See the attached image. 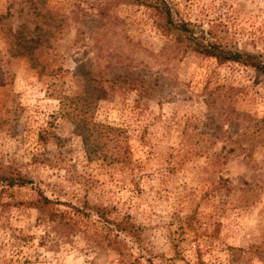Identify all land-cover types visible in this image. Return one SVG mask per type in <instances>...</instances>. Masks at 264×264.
Masks as SVG:
<instances>
[{"label":"rangeland","instance_id":"obj_1","mask_svg":"<svg viewBox=\"0 0 264 264\" xmlns=\"http://www.w3.org/2000/svg\"><path fill=\"white\" fill-rule=\"evenodd\" d=\"M168 1L174 18L264 65V0ZM43 8L65 16L61 31L35 32L26 15ZM6 14L0 175L31 183L0 185V264H264V142L240 147L245 122L222 115L229 106L264 118L263 73L183 51L154 29L148 10L119 0H0ZM103 18L110 23L99 28ZM10 38L39 43L15 57ZM79 72L146 82L140 94L104 84L89 113L120 131L118 145L90 138L88 159L82 138L91 133L75 127L69 107L60 112L56 97L82 109ZM38 192L83 215L48 207L70 224L52 231L26 204Z\"/></svg>","mask_w":264,"mask_h":264},{"label":"trees","instance_id":"obj_2","mask_svg":"<svg viewBox=\"0 0 264 264\" xmlns=\"http://www.w3.org/2000/svg\"><path fill=\"white\" fill-rule=\"evenodd\" d=\"M119 1L122 3H127L131 6L143 7L148 10L154 29L157 30L162 36L171 37L175 45L180 47L183 51H189L204 58L213 59L217 64H239L245 67L252 68L257 72H261L264 74V65L261 64L260 61H257V57L253 54L227 48L217 41H210L205 37L208 32H204L202 29H199V26L195 25V23H192L188 20L184 21L179 18H174L173 15L175 14V10H173L172 4L168 0ZM99 11L100 8L98 12H96V16H98V14L102 16V11H100V13ZM7 16L8 14L0 16V18H5ZM26 17L28 21H31V23H35L34 30L37 33H42L44 30L49 34L53 30L61 31V29L65 25V16L57 14L56 12L45 8L36 12H32L30 15H26ZM93 22H96V20H94ZM109 23L110 22L108 21V19L103 18L98 22L99 28L105 27ZM20 41V43L22 44L16 45L14 44V38H10L9 48L13 53L12 56L18 57L23 56L27 53L28 55H30L29 53H31V50L34 49L28 46L30 41L35 43L34 47H36V45L39 43V40L32 41V39L23 40L22 38H20ZM121 56L119 54L118 57ZM79 67H81L82 69L84 68L83 65H79ZM79 77L83 81L84 91L87 93L86 98H81V101L83 102V104L81 105L82 109L75 110L73 107H70V103H72L73 100L71 98H68L67 96H64L63 94H57L56 97L60 112L64 114L66 108L69 107L71 111L70 113L76 119L75 121L77 124L75 125V127L81 130H85L86 132L89 131L91 133L88 134L86 138H82L85 154L87 155L86 159H88V157H92V153L96 151L95 149L93 150L92 148H89V145H87L88 143L90 144V138H93V142L104 141L106 144L113 143L114 147H117L118 145V141H116V138L119 136L120 131L116 128H111L109 126H104L93 122L90 116L91 114L89 113L91 104L94 103L95 100H97L96 98L100 96L104 84L110 83V81H112L113 83H122L125 84L128 89L140 94V91L144 89V85L146 82L139 78H133L129 74L115 76L111 80H105L101 75L88 72H84V74L82 75V72H79ZM223 88V86H219L215 89H217L216 91H218L219 89ZM222 115L225 121L236 119V121L245 122L243 128L246 131L240 134L241 139H239V142H237L240 147L241 144H244V146L247 147L249 151L253 145L259 142H264V118L254 119L248 114L241 112L239 113L232 110L229 106H226L225 109H222ZM223 134H225V132H223ZM126 152L127 149L125 151L124 148L122 157L117 156V154L111 152L109 154L110 161H121ZM30 183L31 181L24 179L19 175H0V185L5 186L6 188L23 187ZM26 204L31 208L37 210L39 214L43 215L47 220L46 223H48L49 228L52 231L56 232H60L61 229L65 228L69 229L70 224L69 221H65L64 215L66 214V212L62 211L60 213H57L56 211L50 210V208L48 207L54 205H62L65 207H70L71 211L75 215H83L82 209H79L73 205L50 200L40 192L36 194L34 200ZM4 206H6V204L0 203L1 208H3ZM94 214L98 218L106 219L103 212L98 210V208L96 211H94ZM114 228L116 231H122L123 229L122 226H120V223H115Z\"/></svg>","mask_w":264,"mask_h":264}]
</instances>
